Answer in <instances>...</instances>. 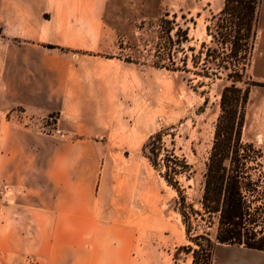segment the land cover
<instances>
[{"label": "crops", "instance_id": "1", "mask_svg": "<svg viewBox=\"0 0 264 264\" xmlns=\"http://www.w3.org/2000/svg\"><path fill=\"white\" fill-rule=\"evenodd\" d=\"M108 6L0 0V185L16 193L12 203H0L2 258L17 255L20 224L32 253L52 261L76 258L96 225L107 235L116 222L108 200L85 185V161L99 158L93 147L102 135L134 146L124 157L138 156L148 125L127 128L125 114L140 108L148 117L150 90L142 65L105 55L116 42L106 26ZM52 114L53 124L46 121ZM140 187L147 208L152 192L146 180Z\"/></svg>", "mask_w": 264, "mask_h": 264}, {"label": "rangeland", "instance_id": "2", "mask_svg": "<svg viewBox=\"0 0 264 264\" xmlns=\"http://www.w3.org/2000/svg\"><path fill=\"white\" fill-rule=\"evenodd\" d=\"M223 4L224 0H109L105 20L116 42L105 55L142 65L148 74L150 90L144 104L148 117H142L140 108L138 112L125 114L127 128H135L142 122L148 125L138 156L124 157L128 154L126 149L134 146L118 143L120 139L115 136L102 135L93 147L99 158L85 161V185H92L94 194L108 200L111 216H116L111 220L116 222L110 225L107 235L101 233L103 225H96L97 235L84 241L76 258L64 254L52 261L32 253L28 234L22 230L25 224H20L21 232L14 243L17 255L0 257V264H193L190 246H196L187 237L179 212V194L160 174L163 167L155 169L142 147L151 135L163 131L165 150L158 149L159 161L166 156L172 158L173 152L187 159L191 170L178 179L187 204L200 209L206 163L221 111V92L230 82L227 71L219 73V78L204 76V56L200 58L199 52L203 42L211 44L206 27ZM164 17L188 28L185 52H178L177 45L173 48V60L179 70L154 66L162 52L160 24ZM193 56L198 61L196 66ZM187 58L185 67L183 60ZM165 63L170 61L167 59ZM239 86L250 89L243 139L254 143L264 154V0L255 48ZM55 117L52 114L46 121L53 124ZM143 180L152 192L147 208L140 198ZM121 209L123 220L119 218ZM200 225L203 231L205 225ZM210 230L214 236L216 227ZM226 256L237 258L236 264H264V251L221 243L214 248L211 264H225Z\"/></svg>", "mask_w": 264, "mask_h": 264}, {"label": "trees", "instance_id": "3", "mask_svg": "<svg viewBox=\"0 0 264 264\" xmlns=\"http://www.w3.org/2000/svg\"><path fill=\"white\" fill-rule=\"evenodd\" d=\"M262 3L263 0H224L223 8L206 27L211 44L203 42L199 52L200 58L204 56V76L219 78L222 71H227L230 83L221 92V111L206 163L200 209L187 204L178 179L191 170L187 159L173 152L172 158L166 156L159 161L158 149L165 150L163 131L151 135L142 148L155 169L163 167L160 174L179 194V212L187 237L196 246H190L193 264H211L218 243L264 251V154L254 143L243 139L250 89L239 86L255 48ZM160 38L162 52L154 66L179 70L173 60V48L177 45L178 52H185L188 28L164 17ZM192 60L196 66V57ZM187 62L188 58L183 60L185 67ZM200 223L205 225L203 231ZM214 227L212 236L210 229Z\"/></svg>", "mask_w": 264, "mask_h": 264}, {"label": "built area", "instance_id": "4", "mask_svg": "<svg viewBox=\"0 0 264 264\" xmlns=\"http://www.w3.org/2000/svg\"><path fill=\"white\" fill-rule=\"evenodd\" d=\"M15 190L12 185H0V201L12 203L15 199Z\"/></svg>", "mask_w": 264, "mask_h": 264}, {"label": "bare ground", "instance_id": "5", "mask_svg": "<svg viewBox=\"0 0 264 264\" xmlns=\"http://www.w3.org/2000/svg\"><path fill=\"white\" fill-rule=\"evenodd\" d=\"M251 256V255H250ZM254 257V256H253ZM256 258V257H255ZM258 259V258H256ZM237 258L233 257V256H226L224 259V263L225 264H236L237 263Z\"/></svg>", "mask_w": 264, "mask_h": 264}]
</instances>
